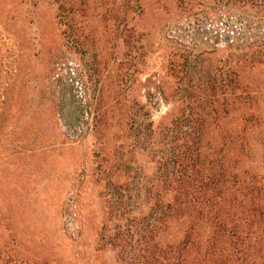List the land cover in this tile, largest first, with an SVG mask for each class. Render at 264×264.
<instances>
[{"label": "trees", "instance_id": "obj_1", "mask_svg": "<svg viewBox=\"0 0 264 264\" xmlns=\"http://www.w3.org/2000/svg\"><path fill=\"white\" fill-rule=\"evenodd\" d=\"M148 13L160 29L192 14L264 21V0H0V30L9 41L3 48L12 54L0 48V264H264V37L228 46L195 83L159 80L157 94L170 107L156 122L147 119L146 102L130 100L133 71L123 81L117 74L102 79L90 123L105 180L102 203L90 180L80 185L81 226L69 237L87 251L64 254L26 220L28 194L35 193L28 183L50 173L28 159L56 139L43 97L29 88L37 58L28 44L33 32L24 27L35 25L45 51L54 42L50 21L83 48L106 37L133 55L147 34L139 21ZM181 49L171 52L182 57L170 69L182 65L185 75L193 61L214 52ZM118 80L128 85L120 88ZM120 138L131 146L127 152H148V171L130 169L129 159L117 162L112 145Z\"/></svg>", "mask_w": 264, "mask_h": 264}, {"label": "rangeland", "instance_id": "obj_2", "mask_svg": "<svg viewBox=\"0 0 264 264\" xmlns=\"http://www.w3.org/2000/svg\"><path fill=\"white\" fill-rule=\"evenodd\" d=\"M198 7L200 5H196L195 9ZM154 18L152 13H148L140 19L139 23L147 34L137 39L136 53L133 52V55L126 54L128 52L126 44L123 45L121 41L114 39L108 40L106 37L83 48L72 39L66 41L63 38L65 27L50 21H47L48 29L54 42L51 41L52 45L45 51L42 43L40 44L35 25L33 28L24 27L25 30L33 32V35H28V44L30 53H35L37 58L36 80L31 82L29 88L37 92L38 100L43 97L42 106L50 124L49 134L56 139L55 143L47 145L50 150L38 152L36 156L28 159L31 165L37 168L43 165L50 173L43 172L37 180L33 179V182L28 183L35 193L36 191L40 193L28 194L25 217L38 229L42 228L49 233L56 247L72 257L74 252L77 250L83 252L86 247L71 245L69 238L76 235L81 226L78 220L81 212L76 206L80 185L90 180V184L96 187L93 197L96 198V202L102 203L100 194L105 180L102 170L99 169V157L95 156L91 149L94 148L92 146L94 136L90 135L91 107L98 95L101 80L113 81L115 74L122 80L133 71L135 87H132L134 92L131 93L130 100L137 98L146 102V117L156 122L170 107V104L157 94L156 86L159 80H165L174 86L178 84L177 77L181 76L183 77L181 84L190 85L191 81L195 83L200 77L199 71L208 65L218 63L222 57L221 52L228 46L244 45L255 38L264 37L262 19L237 21L233 15L231 17L211 15L210 19L198 16L196 19L197 15L192 14L172 19L160 29L154 24ZM7 42L8 39L0 30V48L4 55L9 53L3 48ZM9 46L11 49L12 44ZM182 47L192 51L207 49L214 52L193 61L194 63L188 66V75H185L186 68L182 65L179 66L180 73L179 69L178 71L175 68L170 69L171 62L176 63L182 57L171 55V52L175 53L177 50L182 52ZM11 50H14V53L11 52L13 55H18L14 48ZM131 58L135 65L129 70L126 63L130 62ZM147 77L152 78L151 82L141 84L140 81H145ZM122 81L118 80L117 85L120 88L126 83ZM148 89L155 95L145 97ZM50 99H53L54 104L49 113L47 106ZM120 141L121 138L112 145L117 162L121 157L130 160V169L142 165L148 171L152 167L150 155L146 150L137 149L136 154L135 151L132 154L131 151L127 152L131 150V146H124L123 143H119ZM98 207L99 205H95L99 214L97 220L101 214Z\"/></svg>", "mask_w": 264, "mask_h": 264}]
</instances>
